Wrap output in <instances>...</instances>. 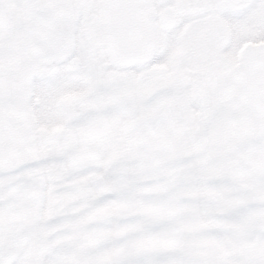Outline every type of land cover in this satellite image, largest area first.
<instances>
[{"label":"snow or ice","instance_id":"obj_1","mask_svg":"<svg viewBox=\"0 0 264 264\" xmlns=\"http://www.w3.org/2000/svg\"><path fill=\"white\" fill-rule=\"evenodd\" d=\"M0 264H264V0H0Z\"/></svg>","mask_w":264,"mask_h":264},{"label":"flooded vegetation","instance_id":"obj_2","mask_svg":"<svg viewBox=\"0 0 264 264\" xmlns=\"http://www.w3.org/2000/svg\"><path fill=\"white\" fill-rule=\"evenodd\" d=\"M5 67L7 71V83L10 96L15 100L16 96L21 90V76L23 70L35 59V49L33 44V36L29 29H22L13 32L7 39L5 45ZM111 81L114 85L122 86L124 91L129 90V86L125 85L116 70H113ZM133 84L140 85L139 81H133ZM151 81L143 82V88L151 87ZM91 86L87 82H81L73 85L66 90L62 95L61 102L63 104H70L81 96V89H89ZM158 114L148 117L150 121H156ZM157 126H160L157 121ZM119 122L114 123V128H119ZM160 135L168 137L175 141L177 149L183 150L185 147L184 131L189 125L181 120H171L165 126H160ZM83 148L88 150L90 148L89 138L85 137L82 141ZM186 196H191L193 193H185ZM210 246H215L216 241H208Z\"/></svg>","mask_w":264,"mask_h":264}]
</instances>
